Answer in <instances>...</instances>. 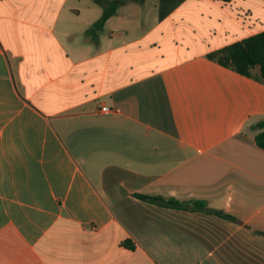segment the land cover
I'll return each mask as SVG.
<instances>
[{
	"label": "crops",
	"instance_id": "0c3cea01",
	"mask_svg": "<svg viewBox=\"0 0 264 264\" xmlns=\"http://www.w3.org/2000/svg\"><path fill=\"white\" fill-rule=\"evenodd\" d=\"M103 13L0 0V264H264V84L206 57L264 0Z\"/></svg>",
	"mask_w": 264,
	"mask_h": 264
},
{
	"label": "trees",
	"instance_id": "16d2710c",
	"mask_svg": "<svg viewBox=\"0 0 264 264\" xmlns=\"http://www.w3.org/2000/svg\"><path fill=\"white\" fill-rule=\"evenodd\" d=\"M94 1L104 8L102 18L94 27L102 25L120 5L126 3V0ZM218 1L228 2L230 0ZM206 57L227 69L264 84V31L228 45L222 49L210 52ZM255 127L260 129V132L255 136V142L259 148L264 149V120L258 122ZM137 197L144 201L167 207L188 208L190 205L189 203L184 204L179 202L174 198L151 197L144 195H137ZM204 206L205 203L200 202H193L191 205L193 209L203 208Z\"/></svg>",
	"mask_w": 264,
	"mask_h": 264
},
{
	"label": "built area",
	"instance_id": "2783aa9c",
	"mask_svg": "<svg viewBox=\"0 0 264 264\" xmlns=\"http://www.w3.org/2000/svg\"><path fill=\"white\" fill-rule=\"evenodd\" d=\"M102 111H104V112H108V111H109V108L104 107V108H102Z\"/></svg>",
	"mask_w": 264,
	"mask_h": 264
}]
</instances>
